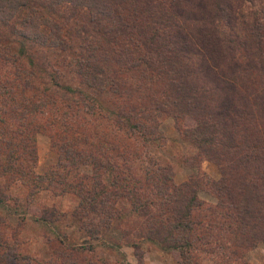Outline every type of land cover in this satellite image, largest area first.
Returning <instances> with one entry per match:
<instances>
[{"label":"trees","instance_id":"trees-1","mask_svg":"<svg viewBox=\"0 0 264 264\" xmlns=\"http://www.w3.org/2000/svg\"><path fill=\"white\" fill-rule=\"evenodd\" d=\"M5 69L0 207L12 201L16 227L0 216V264L11 263L7 249L19 243L25 219L52 234L47 243L63 244L56 227L64 213L41 203L33 209V194L54 182L76 197L70 214L89 239L119 227L128 240L123 219H133L134 236L176 250L175 264L202 257L248 264L245 251L264 242V0H0ZM79 105L146 148L164 142L159 122L171 117L195 149L193 170L176 183L168 165L149 157L137 171L120 142L74 129L69 118ZM48 110L59 126L38 120ZM38 132L58 155L40 174L33 170ZM200 160L215 165L216 178L198 170ZM16 180L22 197L8 191ZM67 246L69 253L54 249L55 258L39 264H109L82 254L93 243ZM20 257L12 254V263L24 264Z\"/></svg>","mask_w":264,"mask_h":264},{"label":"rangeland","instance_id":"rangeland-1","mask_svg":"<svg viewBox=\"0 0 264 264\" xmlns=\"http://www.w3.org/2000/svg\"><path fill=\"white\" fill-rule=\"evenodd\" d=\"M4 44H8L11 51L12 47L13 49L15 48L12 42L4 41ZM6 71V69L1 70L0 73L5 75ZM83 108L84 106L79 105L75 110L71 111L73 115H70L72 117L69 120L72 122L74 129L78 132H81V130L86 131L89 137L91 133L96 132L100 137L99 140L108 139L115 144L120 142L122 144L120 150L124 151L127 161L131 162L130 165L135 167L137 171H139V168H144L149 157L160 164L168 165L173 173V181L176 183L185 179L187 174L193 170V167L189 168L187 163L190 156L194 154L195 149L179 138L173 127L171 117L161 118L159 122V128L165 138L164 142L158 147L146 148L138 140L123 134L112 119L98 111L87 114L81 110ZM43 117L38 120L40 122L43 120L56 121L58 126L60 125L61 118L58 115L55 117L54 110L46 111ZM67 118L66 120H68ZM69 133L71 132L69 131ZM76 139L79 140L78 138ZM80 141L87 145L86 141ZM35 151L36 163L33 170L38 174L43 173L50 166H55L58 161V155L55 149L52 148L50 139L45 133L38 132L35 134ZM195 166L198 170L206 172L211 177L216 178L218 175L215 165L207 160H200ZM58 169L61 170L62 167H58ZM65 169L63 168L61 173H65ZM85 170H87L85 167H80L78 172H84ZM49 188L51 190H41L33 194L36 202L33 203V206L40 203L54 205L59 212L64 213L63 218L57 222L56 227L57 236L62 239L63 244H59L55 240L47 243V238H51L52 234L46 228H41L30 220L25 219L24 222L21 221V224L17 226L19 243L15 244L14 248L9 247L7 249L11 258L10 260L8 258L7 262H11L10 264H16L14 262L15 259L12 263V254L16 255V252L21 256L18 260L24 264H39L38 261L41 258L54 257V249L58 253H69L67 245H83L87 242L93 243L95 250L86 253L83 251L82 254L93 256L99 263L106 260L109 264H175L178 257L176 250H163L155 242L134 236L138 223L133 219L130 221L123 219V226L129 229L128 240L123 239L122 231L119 227L101 229L98 236L101 239H89L87 229H80L77 226V221H74L70 214L77 201L76 197L66 191L61 192L60 186L56 182L52 183ZM8 191L11 195L22 197V194L26 193V188L24 189V184L16 180L10 185ZM200 197L208 202L213 201V198L205 193L200 194ZM8 205L10 207H0V216L6 220L10 227H16L11 200L8 201ZM2 226H4L3 223ZM132 242L137 244L136 248L132 246ZM112 245L116 246V249L111 247ZM64 256L67 257L66 254ZM73 256H75V253ZM244 259L248 264H264V242H259L251 249L246 250ZM200 262L201 264H212L207 257H202Z\"/></svg>","mask_w":264,"mask_h":264}]
</instances>
